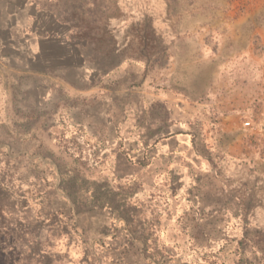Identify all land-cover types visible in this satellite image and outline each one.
<instances>
[{"label":"rangeland","instance_id":"rangeland-1","mask_svg":"<svg viewBox=\"0 0 264 264\" xmlns=\"http://www.w3.org/2000/svg\"><path fill=\"white\" fill-rule=\"evenodd\" d=\"M0 264H264V0H0Z\"/></svg>","mask_w":264,"mask_h":264}]
</instances>
